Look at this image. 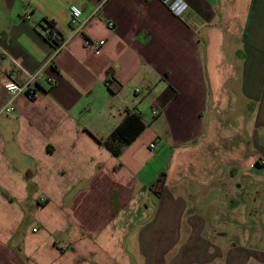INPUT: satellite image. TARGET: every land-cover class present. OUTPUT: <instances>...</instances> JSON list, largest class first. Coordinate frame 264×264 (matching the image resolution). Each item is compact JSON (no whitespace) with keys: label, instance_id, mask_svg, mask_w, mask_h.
I'll return each mask as SVG.
<instances>
[{"label":"crops","instance_id":"0c3cea01","mask_svg":"<svg viewBox=\"0 0 264 264\" xmlns=\"http://www.w3.org/2000/svg\"><path fill=\"white\" fill-rule=\"evenodd\" d=\"M182 1L0 0V264H264V0Z\"/></svg>","mask_w":264,"mask_h":264},{"label":"built area","instance_id":"2783aa9c","mask_svg":"<svg viewBox=\"0 0 264 264\" xmlns=\"http://www.w3.org/2000/svg\"><path fill=\"white\" fill-rule=\"evenodd\" d=\"M162 4L174 15L181 16L187 9L186 4L182 0H161ZM27 20L30 18L29 15L25 17ZM69 25L74 29V31L80 32L83 28L84 22L82 21V12L79 8L75 6L69 7ZM109 27H112L110 24ZM45 39L54 47V55L58 54L60 51L65 50L67 46V40H64L57 31L51 28H46L44 31ZM104 45L103 41H91L85 40L84 46L89 50L99 52ZM49 60L46 64L41 66L36 72L29 75L27 81L24 85H18L13 80V73H0V88L7 94L11 96L22 95L28 99H33L36 97L35 87L40 81L44 79V68L50 62ZM134 94H139L138 90H135ZM13 111V106L9 102L5 106V112L9 113ZM151 116L157 115V109L151 108ZM158 148L157 144L151 143L149 145V150L151 153L155 152ZM264 162L261 161L260 164ZM40 202L44 203V199H40Z\"/></svg>","mask_w":264,"mask_h":264},{"label":"trees","instance_id":"16d2710c","mask_svg":"<svg viewBox=\"0 0 264 264\" xmlns=\"http://www.w3.org/2000/svg\"><path fill=\"white\" fill-rule=\"evenodd\" d=\"M45 25H46V27H48V28H51V24L50 23H45ZM138 117H140L139 116V114L137 115ZM130 117H132V116H130ZM130 117H129V121H130ZM134 117V116H133ZM135 120H137V118H134Z\"/></svg>","mask_w":264,"mask_h":264}]
</instances>
